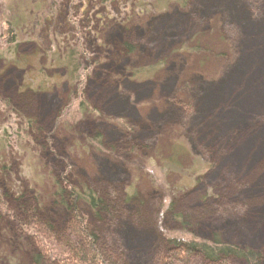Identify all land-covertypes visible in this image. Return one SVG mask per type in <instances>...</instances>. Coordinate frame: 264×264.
<instances>
[{
    "label": "rangeland",
    "instance_id": "obj_1",
    "mask_svg": "<svg viewBox=\"0 0 264 264\" xmlns=\"http://www.w3.org/2000/svg\"><path fill=\"white\" fill-rule=\"evenodd\" d=\"M55 1L0 0V107L41 131L0 146L18 192L0 198V264L70 258L76 216L124 264H161L179 237L264 264V0L72 1L96 44L80 90ZM85 190L97 211L70 197Z\"/></svg>",
    "mask_w": 264,
    "mask_h": 264
},
{
    "label": "trees",
    "instance_id": "obj_2",
    "mask_svg": "<svg viewBox=\"0 0 264 264\" xmlns=\"http://www.w3.org/2000/svg\"><path fill=\"white\" fill-rule=\"evenodd\" d=\"M69 1V0H66ZM65 1V2H66ZM75 0H70V3ZM57 3V8L59 7V12H62V16H65L66 9H69V14H67L66 17V22H68L69 26L74 29V33L77 34L75 35V40H77L76 45L81 46L79 50L74 49L71 47L70 43L72 40H68L67 44L69 47V51L67 53V58L63 60V62L59 63L58 65H61L62 67L65 68V71L69 74V77L71 76V80L74 79L75 83V89H81V84L82 81H84V74H89V72H92V65L90 61V55H92V47H94L96 44L93 42L92 38L94 34L91 32V26L85 31V37L80 36V16L75 15L76 13L71 9L70 4L68 3L67 5L64 3V0H59L55 1ZM64 5L62 8L61 5ZM132 5V4H130ZM72 6V5H71ZM130 8V6H129ZM63 9L64 11H62ZM129 13H131V8L129 9ZM69 15V16H68ZM75 16V17H74ZM90 29V30H89ZM89 30V31H88ZM87 31L88 37L86 35ZM93 34V35H92ZM85 41L84 44L82 45V41ZM197 47V46H195ZM15 49V48H12ZM11 50V49H10ZM9 53L13 54V50ZM66 57V56H65ZM85 57V58H84ZM1 58V56H0ZM69 59V60H68ZM84 59L87 61L84 62ZM68 60V62H66ZM84 79V80H83ZM77 92V96L80 98L81 94L80 92ZM72 103V101H71ZM7 104V103H5ZM4 104V105H5ZM80 109L82 110L83 108L80 106ZM11 110V109H10ZM4 111V112H3ZM83 113L88 112L87 110H82ZM19 117L21 120L23 119L22 116L17 113V112H10L8 111L7 106L5 107H0V138L3 140V143L0 144L4 148V151L9 150V145H14V149L20 147V145H16L17 141H22L23 144H27L28 141H30L29 137L26 138V140H23V137L21 136L22 132H35L34 134L37 135L36 133H41L39 129H37L35 126V122L32 120L27 121H18L12 120L14 117ZM4 123V124H2ZM25 123V124H24ZM24 126V127H23ZM36 128V129H35ZM9 129V131L7 130ZM35 130V131H34ZM36 130H38L36 132ZM35 140V139H34ZM93 141H97V139H94ZM5 143V145H4ZM100 143V142H99ZM90 144V143H89ZM6 146V148H5ZM42 148V147H41ZM45 148V147H44ZM3 160H2V158ZM6 158V159H5ZM10 162H8V156L6 154H3L0 156V174H3L2 172H5L9 168ZM12 173L8 172V176H0L1 183H0V198L2 200L3 205H8V202L6 203L4 198L8 194V191L13 192L14 194H18V192L15 190V186L17 185V180L11 178L12 176L10 175ZM57 185V184H56ZM58 186V185H57ZM72 192V191H71ZM57 195L60 194L59 198L63 196V192L59 190L56 191ZM56 193H50L48 196H54ZM70 194V197L76 201H83L86 203V205L89 208H92L94 211H97L99 208V199L95 198L92 196V193L90 191H84V192H72ZM3 197V199H2ZM57 197V196H56ZM44 199V197H43ZM57 199V198H55ZM61 200V199H60ZM62 201V200H61ZM70 210V204L68 206ZM77 213V212H76ZM30 213H22L21 216L29 215ZM76 216V214H75ZM75 222L70 226L71 230L75 234V236L78 237L77 239V244L75 248L77 250L75 251L74 249V255L69 258V256L64 257L61 259L60 264H124V261H122V258L119 257H113V255H108L102 250V245L100 240L98 239L97 233L90 228V226L86 225V221L84 217L81 216H76L75 217ZM30 225V224H28ZM27 225V226H28ZM35 231H37L39 234L38 238L48 239L52 240V235L47 231L46 229L43 228L44 234L42 232H39V229L32 228ZM171 246H172V252L170 253V256L165 257L164 260H162L161 264H173L174 262L176 263H181V264H187L189 260H194V259H200L204 262V264H216V263H221V264H226L227 261H230L228 259H231L232 257L237 260H244L246 264H261L262 262V255L256 251H251L249 249L245 248H240L239 246L236 245H228L225 244L221 241V239L214 238L213 240H210L209 243L205 242H195V241H190L188 239H183V238H175L174 241H170ZM104 249V248H103ZM105 250V249H104ZM36 262L39 264V257H35ZM218 263V264H219Z\"/></svg>",
    "mask_w": 264,
    "mask_h": 264
},
{
    "label": "flooded vegetation",
    "instance_id": "obj_3",
    "mask_svg": "<svg viewBox=\"0 0 264 264\" xmlns=\"http://www.w3.org/2000/svg\"><path fill=\"white\" fill-rule=\"evenodd\" d=\"M70 4V7H71V5H72V2L70 3V0L66 3V5L67 4ZM61 5V4H60ZM61 7L63 8L64 7V5H61ZM62 11H64L63 9H61ZM70 10H72V8L70 9ZM72 11H74V10H72ZM69 9L67 8L66 9V13L67 14H69ZM67 14L65 15V16H67ZM70 15V14H69ZM68 15V16H69ZM75 15H78V12L75 14ZM56 16V15H55ZM65 16H63L64 18H65V20H66V17ZM80 16V15H79ZM75 17V16H74ZM55 18V17H54ZM80 31H79V33H80V36L81 37H85V31L89 28V26L93 23V21H91L90 19H84V18H82V16H80ZM68 28H69V30L71 31V32H73L74 33V29H72L70 26H69V24H68ZM90 30V29H89ZM88 30V31H89ZM87 31V33H86V35L88 36L90 33ZM89 33V34H88ZM77 35V34H76Z\"/></svg>",
    "mask_w": 264,
    "mask_h": 264
}]
</instances>
